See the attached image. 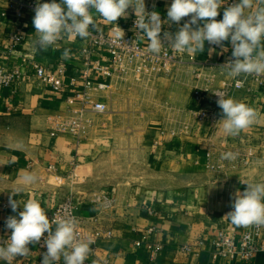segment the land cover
Returning <instances> with one entry per match:
<instances>
[{
    "label": "crops",
    "instance_id": "0c3cea01",
    "mask_svg": "<svg viewBox=\"0 0 264 264\" xmlns=\"http://www.w3.org/2000/svg\"><path fill=\"white\" fill-rule=\"evenodd\" d=\"M227 1L223 0L218 21L223 18ZM171 3L145 0L146 11H157L167 19ZM34 15L23 12L17 16L8 0H0V66H19L26 72L19 83L0 90V241L11 235L12 230L5 227L7 217L19 219L18 213L23 210L20 206L14 213L9 206V197L16 189L21 191L13 199L21 203L38 200L47 216L59 202L71 197L76 213L86 221L84 236L92 241L95 224L91 218L97 214L92 199L95 193H103L115 199V208L101 217L99 225L112 230L114 236L90 245V264H264V254L253 260H212L210 255L217 232L236 227L223 218L232 211L235 194L243 193L245 182H264V82H250L234 94L233 99L258 113L257 122L236 136L225 135L217 124L222 119L220 108L216 123L197 120L192 112L199 107L193 99L195 88H218L231 79L220 65L232 58L231 44L224 41L221 47L206 41L203 52L185 53L186 59L194 57V62L178 65L169 77L150 82L133 78L109 82L91 70L93 80L110 83L108 89L92 94L94 101L106 105V111L87 114L86 132L77 138L58 132L57 126L69 115L67 97L83 90L86 68L80 49L87 46L88 37L62 36L47 50H38ZM93 17L94 30L107 31L112 26L128 29L136 16L130 7L126 16L114 23L95 12ZM165 25L168 31H178L175 23ZM15 34L22 36L18 44L12 40ZM65 49L70 50L69 58L63 55ZM93 59L109 63L103 51ZM61 62L66 67L62 76L66 88L56 93L34 78L32 64L38 63L57 75ZM72 79L78 82L73 84ZM142 108L147 109L141 112L146 127L140 131L138 112ZM119 124L128 126L112 129ZM236 149L243 153L253 150L249 163L221 159L222 153ZM211 151L215 152L211 162L214 168L208 167L207 154ZM138 157L143 158L141 162ZM122 158H130V171L140 162L145 175L137 181L102 182L106 173L123 171ZM26 173L35 174L38 182L24 185ZM145 234L148 237L144 242ZM198 240L204 241L199 253L189 255L181 250ZM157 245L161 248L154 251ZM28 247L31 253L17 256L11 264H41L46 251L39 242ZM0 264L9 262L0 259ZM59 264H63L62 258Z\"/></svg>",
    "mask_w": 264,
    "mask_h": 264
},
{
    "label": "clouds",
    "instance_id": "9594fccd",
    "mask_svg": "<svg viewBox=\"0 0 264 264\" xmlns=\"http://www.w3.org/2000/svg\"><path fill=\"white\" fill-rule=\"evenodd\" d=\"M224 5L223 0H172L167 7V19L162 21L157 11L147 12L145 0H51L40 3L37 0L34 9L33 26L38 50H47L62 37L71 39L78 36L87 38L91 29L96 27L93 12L98 13L108 22L114 23L118 18L126 16L130 7L136 16V29L140 40L148 41V51L160 54L167 45L180 53L195 54L204 51L207 41L210 45L223 46L228 41L232 46V59L224 67L228 75L235 78L242 74L264 75V0H234L225 8L222 20L216 17ZM190 19L180 26L182 18ZM175 23L178 31L174 34L165 31L161 37L162 24ZM91 26V27H90ZM117 36L122 38L124 32L118 27ZM65 58H69L70 50L65 49ZM216 101L222 110V119L217 123L225 135L236 136L244 129L257 122L258 113L249 105L233 98H225L215 93ZM238 153L225 152L222 160L234 161ZM24 185H33L38 177L26 173ZM247 188L235 194L232 211L227 218L236 227L264 225V182L247 183ZM16 189L9 197L12 212L22 206L18 216H9L5 227L12 230L6 241H0V259L11 261L17 256L27 257L31 252L29 244L38 243L44 238L47 251L43 254L41 264H85L90 252L91 239H80L77 236V221L72 218H56L51 222L45 209L35 199L21 203L13 196L20 194ZM54 226V230H53Z\"/></svg>",
    "mask_w": 264,
    "mask_h": 264
},
{
    "label": "built area",
    "instance_id": "2783aa9c",
    "mask_svg": "<svg viewBox=\"0 0 264 264\" xmlns=\"http://www.w3.org/2000/svg\"><path fill=\"white\" fill-rule=\"evenodd\" d=\"M10 3V10L17 16H21L23 12L34 13L37 0H8ZM40 3H45L39 0ZM234 0H229L225 3V8L230 6ZM151 12V11H149ZM162 21L166 20L164 15L160 13ZM189 17L184 18L185 23ZM136 17L128 29H122L124 36L118 37L116 26L110 27L107 31L91 29V34L88 36L87 46L80 49V53L85 64V75L81 81L83 87L82 92H78L74 96H68L67 102L70 106L69 115L62 124L57 126V131L60 133H69L77 138H80L86 132V116L89 113L100 114L106 111V105L101 102L94 101L93 93L101 92L110 87V83L97 82L91 78L89 72L96 71L103 77L112 82L114 78H133L138 82H150L157 78L169 77L174 68L188 62H194V57L186 59L185 53L175 51L171 45H167L164 41L165 47L161 53L156 55L148 51V41L144 42L139 39V34L135 25ZM171 32L167 30L165 24H162L161 37L163 33ZM173 33V32H171ZM174 34V33H173ZM77 37V36H73ZM14 44H18L22 40L20 34L12 36ZM103 51L109 59L108 64H102L99 60H94L93 57L96 53ZM232 58L225 59L220 62L224 70L229 71L224 65ZM35 70L34 78L39 82L50 86L54 92H62L66 86L62 80V76L66 74V67L63 62L57 68V75L49 72L44 66L33 63ZM26 76V72L21 67H14L8 69L5 66H0V90L3 88H11L19 83ZM78 80L72 79V83L76 84ZM250 82L262 84L264 82V75L257 76L254 74H242L235 78L231 77L230 80H224L222 85L218 88H195L193 92V99L197 102L199 107L192 110L197 120H211L216 123L218 118L219 107L216 101L219 97L215 93H221L225 98H233L237 91L244 89ZM79 104V108H76ZM54 134V133H53ZM238 153L235 161L236 164H247L249 159L253 156V150L247 149L243 153L241 149L233 151ZM209 160L208 167L214 168L211 164L215 158V152L211 151L207 154ZM220 167V166H218ZM54 167L51 166L50 169ZM92 203L97 208V214L91 218L95 224L92 234L94 237L93 243L96 240L110 239L114 236L112 230H104L100 225L101 217L106 213L113 211L115 208V199L108 194L95 193L93 195ZM233 210V209H232ZM56 218H72L77 221V236L80 239H86L83 231L86 228V221L83 217L76 213V207L71 197H66L51 211L48 218L51 220ZM54 227V226H53ZM153 230H149L148 233ZM47 233L39 241L40 246L47 251L44 244V238ZM148 235L145 234L143 241L145 242ZM137 242L136 245L140 247L142 242ZM204 241L198 240L197 244H187L182 246L181 250L186 254H197L204 248ZM151 248V245H149ZM212 250L210 252L212 260L217 259H243L253 260L260 254H264V225H252L249 227H231L221 228L215 238L211 242ZM161 246L157 245L154 251L160 249ZM93 249H90L89 255L85 260V264H90L89 256Z\"/></svg>",
    "mask_w": 264,
    "mask_h": 264
},
{
    "label": "rangeland",
    "instance_id": "374dc122",
    "mask_svg": "<svg viewBox=\"0 0 264 264\" xmlns=\"http://www.w3.org/2000/svg\"><path fill=\"white\" fill-rule=\"evenodd\" d=\"M144 111H147V109L142 108L138 112L139 121H140L138 128L140 131H141V129L146 127V125L144 123H142L143 119L141 117V112H144ZM127 126L128 125H125V124H119V125L114 126L112 129L117 128L119 130H122L123 128H126ZM118 133H120V132H118ZM138 158H139V161L141 159H143L142 157H138ZM113 159L118 161V159H116L114 157H113ZM118 162L120 163V161H118ZM121 162L123 164V171H112V172L106 173L103 176L102 182H115L117 180L121 181L124 179L137 181V180H139L140 177L145 175V173L141 170L143 168V166L140 163L141 161L138 162L134 171H130V168L132 169V167H130V164H131L130 158H122ZM139 167H140V169H139ZM136 169H138V171Z\"/></svg>",
    "mask_w": 264,
    "mask_h": 264
}]
</instances>
